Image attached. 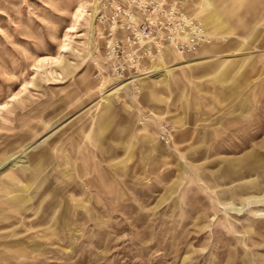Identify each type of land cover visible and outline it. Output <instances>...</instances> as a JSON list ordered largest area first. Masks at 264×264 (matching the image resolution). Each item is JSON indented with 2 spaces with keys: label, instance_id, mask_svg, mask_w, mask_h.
I'll list each match as a JSON object with an SVG mask.
<instances>
[{
  "label": "rangeland",
  "instance_id": "1",
  "mask_svg": "<svg viewBox=\"0 0 264 264\" xmlns=\"http://www.w3.org/2000/svg\"><path fill=\"white\" fill-rule=\"evenodd\" d=\"M95 1L0 0V264H264V0L125 86Z\"/></svg>",
  "mask_w": 264,
  "mask_h": 264
},
{
  "label": "built area",
  "instance_id": "2",
  "mask_svg": "<svg viewBox=\"0 0 264 264\" xmlns=\"http://www.w3.org/2000/svg\"><path fill=\"white\" fill-rule=\"evenodd\" d=\"M94 19L105 73L117 81L142 75L166 52L188 56L208 42L201 22L178 1L96 0Z\"/></svg>",
  "mask_w": 264,
  "mask_h": 264
},
{
  "label": "bare ground",
  "instance_id": "3",
  "mask_svg": "<svg viewBox=\"0 0 264 264\" xmlns=\"http://www.w3.org/2000/svg\"><path fill=\"white\" fill-rule=\"evenodd\" d=\"M209 21H210V20H209ZM206 25H207V23L205 24V26H206ZM203 28H204V27H203ZM204 30H205V28H204ZM205 33H206L207 36H210L206 30H205ZM174 54H176V53H174ZM176 55H178V54H176ZM162 56H163V55H162ZM160 57H161V56H160ZM145 76H146V75H145ZM136 80H137V78H133V79H131V80H129V81L124 82L123 85L125 86V85H128V84H130V83L132 84V82H134V81H136ZM138 81H139V80H138ZM124 86H121L120 88H122V87H124ZM120 88H118V89H120ZM118 89H117V90H118Z\"/></svg>",
  "mask_w": 264,
  "mask_h": 264
}]
</instances>
